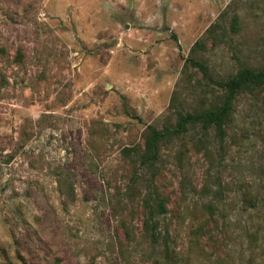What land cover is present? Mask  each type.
Here are the masks:
<instances>
[{
    "label": "rangeland",
    "instance_id": "rangeland-1",
    "mask_svg": "<svg viewBox=\"0 0 264 264\" xmlns=\"http://www.w3.org/2000/svg\"><path fill=\"white\" fill-rule=\"evenodd\" d=\"M198 39L213 75L264 65V0H0V264H264V87L161 150L165 239L125 188L120 149L213 96Z\"/></svg>",
    "mask_w": 264,
    "mask_h": 264
},
{
    "label": "trees",
    "instance_id": "trees-1",
    "mask_svg": "<svg viewBox=\"0 0 264 264\" xmlns=\"http://www.w3.org/2000/svg\"><path fill=\"white\" fill-rule=\"evenodd\" d=\"M238 19L235 13L229 18L228 26L232 33L236 32L238 28ZM214 27L215 25H212L207 30L212 43L214 42ZM203 48L204 41L196 40L190 48L192 55L186 58V62L196 69L201 77L206 78L207 84L205 85H209V82L212 84L211 95L213 96L211 100L206 105L192 108L189 111H175L174 120L159 128L147 125L142 133L140 144L126 145L120 149V154L130 168V177L125 184L126 190L137 188L138 193L139 187H135V184L144 183L143 192L138 194L140 202L138 206L143 217L142 230L152 243L168 236L166 226L161 230L158 229L159 221L157 219L167 212L165 197L157 187V180L162 168L161 150L167 148L175 139L192 131L200 134L199 137L191 136L195 139L194 144L199 143L209 130L213 131V135L218 140H222L225 129L232 119L236 97L239 94L264 87V65L240 64L233 73L225 77L213 75L205 61L197 55V52ZM242 201L244 207H253L256 204V197L252 194H244ZM205 207L208 212L212 209L210 204H205Z\"/></svg>",
    "mask_w": 264,
    "mask_h": 264
}]
</instances>
